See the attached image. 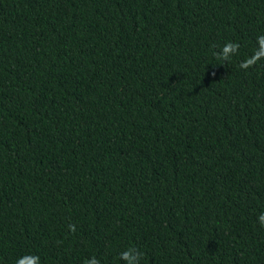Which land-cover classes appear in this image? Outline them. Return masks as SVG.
Here are the masks:
<instances>
[{"label":"trees","instance_id":"16d2710c","mask_svg":"<svg viewBox=\"0 0 264 264\" xmlns=\"http://www.w3.org/2000/svg\"><path fill=\"white\" fill-rule=\"evenodd\" d=\"M260 36L264 0H0V264H264Z\"/></svg>","mask_w":264,"mask_h":264},{"label":"clouds","instance_id":"9594fccd","mask_svg":"<svg viewBox=\"0 0 264 264\" xmlns=\"http://www.w3.org/2000/svg\"><path fill=\"white\" fill-rule=\"evenodd\" d=\"M258 42L262 46L255 54L245 61L241 62V68H248L254 65L261 57H264V36L258 37ZM239 44L229 42L223 47L222 58L228 59L230 53L238 51ZM215 75V73H213ZM259 222L264 226V213H261L258 217ZM72 230H75L74 226H71ZM141 253H139L135 248H129L120 254V258L127 262V264H139ZM16 264H40V257L36 255H25L22 258L16 260ZM87 264H99V261L93 257L92 260L87 261Z\"/></svg>","mask_w":264,"mask_h":264}]
</instances>
